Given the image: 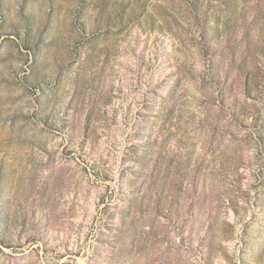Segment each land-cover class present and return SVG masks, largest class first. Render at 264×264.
<instances>
[{
    "label": "rangeland",
    "instance_id": "rangeland-1",
    "mask_svg": "<svg viewBox=\"0 0 264 264\" xmlns=\"http://www.w3.org/2000/svg\"><path fill=\"white\" fill-rule=\"evenodd\" d=\"M0 264H264V0H0Z\"/></svg>",
    "mask_w": 264,
    "mask_h": 264
}]
</instances>
